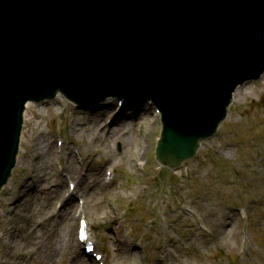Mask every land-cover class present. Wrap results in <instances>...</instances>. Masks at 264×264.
Segmentation results:
<instances>
[{
  "label": "rangeland",
  "instance_id": "374dc122",
  "mask_svg": "<svg viewBox=\"0 0 264 264\" xmlns=\"http://www.w3.org/2000/svg\"><path fill=\"white\" fill-rule=\"evenodd\" d=\"M241 90L216 138L177 172L155 161L162 126L151 101L110 98L89 109L59 95L31 103L17 167L0 193V237L10 230L16 237L7 241L20 248L1 240L0 256L23 264H251L264 246V77ZM248 204L247 222L237 208ZM85 217L102 261L77 238Z\"/></svg>",
  "mask_w": 264,
  "mask_h": 264
},
{
  "label": "water",
  "instance_id": "95a60500",
  "mask_svg": "<svg viewBox=\"0 0 264 264\" xmlns=\"http://www.w3.org/2000/svg\"><path fill=\"white\" fill-rule=\"evenodd\" d=\"M263 74L264 0H0V192L28 101L151 98L158 161L176 169Z\"/></svg>",
  "mask_w": 264,
  "mask_h": 264
},
{
  "label": "bare ground",
  "instance_id": "6f19581e",
  "mask_svg": "<svg viewBox=\"0 0 264 264\" xmlns=\"http://www.w3.org/2000/svg\"><path fill=\"white\" fill-rule=\"evenodd\" d=\"M243 91H244V90H243ZM243 91H242V90H241V91L239 90V91L237 92L236 96H237L238 94L240 95V93L243 95V94H244ZM31 106H32V104H29V105L27 106V108H28L29 110H31ZM48 114H49V112H48ZM97 126H98V125H94V126H93V133H95L94 131H95V129H96ZM140 146H141V145L138 143L137 147H140ZM137 147H136V148H137ZM133 155L135 156V157L133 158V160H134L135 158H137V157L140 155V154H137V149H135V154H133ZM129 164H131V161L129 162ZM256 186L258 187V190H259L260 187H261V183L257 182ZM54 191H56V189H53V190H52V192H54ZM57 196H59V195H56V197H57ZM68 203H69L68 200H62V205H63V206H66V204H68ZM70 215L74 218L73 213H71ZM32 222H33V221H32ZM263 223H264V221H263ZM3 224H5V222H3ZM28 226H29V225H28ZM218 233H219V236H220L219 241H220L221 246L225 247V245H226L227 247H229V246H230V242H229V241H230V236H229L225 231H223V230H222V231H219ZM236 234H237V233H236ZM236 234H235V235H236ZM77 235H78V234H77ZM14 237H16V234H13V232H11L10 230L5 229V230L3 231V238L0 237V241H1V240L3 241L4 246H8L7 249H10L11 251H12V250H14V251H18L20 247H19V246L14 247V244H16V243L9 244V242L7 241V240H9L10 238H14ZM29 237H30V242H32L33 240H35V238H36L35 230H33V231L30 233ZM233 240H234V245H235V247L238 248V249H240V248L242 247V245H243L242 231H239L237 237H234ZM54 245H55V242L53 241V238H51V239L47 242V245L44 246V248L48 249V251L50 252L51 248H52ZM230 249H231V248H230ZM77 251H78V246H77ZM255 251L257 252L256 255H252V256H250V257L248 258L249 262H250L251 264H264V246H263V247H259V246H257ZM128 256H129V255H128ZM24 258H25V255H22V259H24ZM23 261H24V260H20L19 257H18V260H15V261H9L7 258L5 259L3 256H0V264H23ZM49 261H50V260H49ZM44 264H48V263H44Z\"/></svg>",
  "mask_w": 264,
  "mask_h": 264
}]
</instances>
